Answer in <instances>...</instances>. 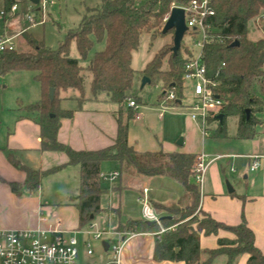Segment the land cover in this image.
<instances>
[{
	"label": "trees",
	"instance_id": "obj_1",
	"mask_svg": "<svg viewBox=\"0 0 264 264\" xmlns=\"http://www.w3.org/2000/svg\"><path fill=\"white\" fill-rule=\"evenodd\" d=\"M94 8H87L76 29L67 32L65 40L57 49L51 50L26 32L17 39L25 44L20 50L16 39L13 51L0 53V77L13 72H33L34 81L41 89L38 102L24 106L36 115L40 133V151L62 152L67 156L66 165L79 167V188L73 198L78 212V226L83 228L93 222L104 210L100 197L106 192L101 187L100 167L104 162L119 165V179L124 187L138 178L164 177L182 186L190 203L183 209L173 206H155L168 213L162 217L161 226L173 227L160 239H155L153 259L155 261L184 262V264H236L239 257L247 255L246 264H264V255L254 245V234L245 219L236 226H227L214 221L198 210L200 218L193 216L198 209L200 191L194 182L190 167L194 155L136 152L128 145V124L135 118L136 110L128 107L123 114L121 108L131 99L134 70L131 67L132 53L140 45L144 34L152 37L162 34L163 21L175 8H185L190 0H146L143 5L136 0H94ZM23 0H2L4 12ZM214 15L207 18L210 43L203 49V61L207 78L217 84L214 93L222 100L219 114L224 118L217 124L214 135L224 136L226 120L237 119V137L250 139L255 135L254 127L264 119V0H212ZM260 21L262 35L255 41L248 38V25ZM74 42L80 60H85L94 42L103 43L104 48L96 52L86 67L71 58L69 48ZM237 46H232L233 43ZM171 44L160 48L146 64L143 75L150 83L161 82L162 93L166 86L175 89L176 99L182 97L185 64L190 56L186 47H181L174 56ZM166 61L167 68L162 69ZM89 81L90 99L100 94L119 106L117 134L113 144L98 151H74L57 140L62 118H71V111L60 108L67 94L78 106L86 100L85 82ZM54 91L49 98V90ZM137 105L139 101L134 99ZM178 102V101H177ZM175 104H178V103ZM176 106V105H175ZM248 112V113H247ZM122 115L123 118H122ZM214 118H209L208 123ZM8 162L17 170L26 172L24 183L28 193L38 192L41 180L58 172L66 165L46 171L28 170L12 154ZM16 196L22 195V187L9 183ZM172 218H171V217ZM159 227H149L143 220H128L117 227L120 232L154 234ZM224 230L234 236L233 240L219 239L216 249L201 251L200 236L215 235Z\"/></svg>",
	"mask_w": 264,
	"mask_h": 264
},
{
	"label": "crops",
	"instance_id": "obj_2",
	"mask_svg": "<svg viewBox=\"0 0 264 264\" xmlns=\"http://www.w3.org/2000/svg\"><path fill=\"white\" fill-rule=\"evenodd\" d=\"M15 15H10L13 18L9 21L8 27H4L5 32L2 35L15 36L27 32V26L25 30L21 29L18 31L21 26L15 20ZM10 24L16 28L19 27L15 30V33L19 32V34H9ZM36 95L39 101L41 98L39 84ZM61 97L63 99L60 102V108L64 111H71L73 114L71 118H62L60 120V127L57 133L58 142L74 151H98L113 144L117 134L116 119L118 112L86 106V104H98L96 103L98 102L97 99H86L81 106H78V102L69 99L67 94H61ZM24 106L26 105L18 100L11 102L9 105L4 104V102L0 104V229H34L37 226L40 214L50 218L54 215L60 219L63 230L68 233H76L75 237L78 243L77 264H108L109 253L107 248L105 250L103 244L114 241L115 237L113 235H105L102 241H95L81 232L85 231L89 226L103 232H120L116 230L118 225H122L128 220H142L140 212L136 215L124 214V195L126 193H133L138 198L145 189L147 191V199L153 206L169 207L182 205V208H184L190 203L182 186L168 178H138L127 188L122 185L118 178L117 184L105 192L107 196L116 197L118 205L107 204L104 206L101 201L105 193L100 197V207L104 210L100 214L108 216L109 221L112 218H116L113 229L99 230L94 223L95 220L91 224L79 228L78 212L73 202L74 197L69 198L66 203L56 207L46 201L43 202L39 195L41 189L35 193H28L24 187L26 172L15 169L8 162L7 155L12 154L26 169L40 171H46L67 163V156L62 152L40 151V129L36 122V115H24L21 111V107ZM228 119H232L235 122L236 129L233 136L228 135L227 131L224 136L214 135L219 122L214 118L212 122L208 123V127L212 128L209 129L208 137L219 140L223 144V147L220 146L223 149L222 153H207L204 145L200 152L191 150L188 147L185 148L186 141L182 139L180 144L179 142L176 144V148L165 150L159 145L155 151H137L129 143V138L128 145L139 153H154L161 150L168 154L180 153L197 156L200 153H204L207 155V160L210 163L200 190L198 210L209 215L214 221L227 226L238 225L243 217L248 228L254 234L255 247L264 255V119L262 118L261 123L254 127L255 135L250 139L238 138L237 119ZM190 121L197 126L202 136L198 123L193 122L191 119ZM202 138L205 142L206 137L202 136ZM250 156L258 157L259 165L255 171H250L249 169L251 164ZM116 164V172H118L119 165L118 163ZM67 166L73 165H66L63 168ZM9 183L21 186L22 195L16 196L13 194L8 185ZM170 184H177L181 188V192L175 198H171L163 192L165 186ZM156 210L155 212L160 216V219L168 217L166 211ZM120 233L127 234L131 232ZM134 234L135 236L129 239L124 246L120 264H184V262L155 261L153 259V249L156 238L153 234ZM104 238H107V240L105 241ZM219 239L233 240L234 236L224 230H219L215 235H201L199 240L200 250L216 249ZM95 242L100 243L99 252L94 249L93 243ZM87 243L91 245V255H87ZM247 258V255L240 256L236 264H246ZM215 264H219V262Z\"/></svg>",
	"mask_w": 264,
	"mask_h": 264
},
{
	"label": "rangeland",
	"instance_id": "obj_3",
	"mask_svg": "<svg viewBox=\"0 0 264 264\" xmlns=\"http://www.w3.org/2000/svg\"><path fill=\"white\" fill-rule=\"evenodd\" d=\"M146 0H136V4L143 5ZM94 0H56L55 5L48 7L46 10L45 23L40 26L26 29L25 16L31 14V10L35 7L29 3L28 0H23V3L17 5V13L15 20H17L21 26V29H26V33L31 35L35 40L42 42L45 47L55 50L59 44L65 40L66 34L70 30L77 28L81 17L83 16L85 9L96 7ZM5 11L3 9L2 0H0V12ZM13 17L7 12L6 16L0 15V35L5 32V26L9 24V21ZM165 23V22H164ZM163 23V25H164ZM8 27V26H7ZM19 27L9 26V34L15 33V30ZM262 35L261 29L256 27L254 23L248 25V38L251 41H255ZM173 32L171 31L166 36L157 35L152 37L150 34L142 35L140 39L139 48L132 53L131 67L134 70V77L131 89L132 101L139 103L136 105L135 118L128 124V138L129 143L135 147L137 151H155L158 146L162 148L172 149L176 148V144L182 139L186 141L185 148L200 152L204 145L205 152H223L220 148L223 144L219 140L206 137L205 142L199 133V130L195 124H193L189 116L193 113L190 106L193 104V97L191 90L183 82L182 97L176 99L175 102H169L166 100L169 91L176 92L175 89H171L166 86V94L164 97H160L162 93V83L153 82L145 84L143 87L142 80L144 78L143 70L146 64L152 59L154 54L166 44L172 43ZM18 47L20 50H24L25 44L21 39H17ZM187 39L184 38L181 47L187 48ZM104 48L103 43L94 42L91 51L88 53L85 60H80L79 54L76 50L74 42L71 43L69 48V55L71 58H75L79 61L80 66L86 67L90 60L93 58L96 52L101 51ZM167 68V63L164 61L162 69ZM33 72L20 71L13 72L3 77H0V104L4 102L7 105L11 104L15 100L22 101L24 105L34 104L37 99L38 84L33 80ZM85 97L90 98L89 81L85 82ZM98 104H86L87 107L103 109L105 111L118 112L119 106L112 103L106 94H100L97 98ZM179 104H175L176 102ZM176 105V106H175ZM165 106V107H164ZM123 114L128 110V103H125L121 108ZM21 111L24 115H30L29 110L21 107ZM124 115H122L123 118ZM196 126V127H195ZM208 127V132H209ZM235 122L232 119H227L226 131L228 135L233 136L235 134ZM204 142V143H203ZM223 147V146H222ZM184 148V147H183ZM101 174L109 176L116 172L117 164L115 162H104L100 167ZM78 167L67 166L62 168L58 172L48 175L41 180L40 196L43 202H47L52 206H60L67 202L71 197L77 195L78 190ZM117 184V180L108 181L101 180V187L103 189H110ZM164 193L171 198H175L180 192L181 188L177 184H170L165 186ZM101 204L106 206L118 205L116 197L107 196L105 193L102 196ZM124 214L130 213L133 215H141V206L137 202V198L133 193H126L124 195ZM152 208L154 206L151 204ZM174 209H183L182 205L173 206ZM155 209V208H154ZM156 210V209H155ZM158 212V210H156ZM193 216L200 218L198 209L194 212ZM97 229H113L116 218H112L109 221L108 216L100 214L94 219ZM117 229V228H116ZM106 241L107 238H104ZM94 249L100 251V243H93Z\"/></svg>",
	"mask_w": 264,
	"mask_h": 264
},
{
	"label": "built area",
	"instance_id": "obj_4",
	"mask_svg": "<svg viewBox=\"0 0 264 264\" xmlns=\"http://www.w3.org/2000/svg\"><path fill=\"white\" fill-rule=\"evenodd\" d=\"M212 0H190L184 10V20L187 31L183 37L187 39V50L190 56L185 64L183 82L192 91L193 104L190 106L192 114L189 116L193 122L198 123L203 137H208V119L215 118L222 108V100L214 93L213 89L217 84L207 78V70L203 61V49L210 43L208 29L205 25L207 18L214 15L211 7ZM56 0H38L37 4H32L35 9L31 14L25 16L27 29L43 25L46 19V10L55 5ZM11 16L17 13V5H13L9 12ZM4 11L0 12L2 17L6 16ZM169 16V15H168ZM168 16L163 22H166ZM264 18V17H263ZM254 25L260 28V21ZM19 35H0V53L10 52L16 48V38ZM169 102H175L176 95L169 91L166 97ZM128 107L136 108L134 101L128 102ZM165 107V106H164ZM208 156L200 153L195 156L190 167L195 184L199 191L202 189L204 176L210 161ZM250 171L258 168V157L250 156ZM119 172H114L109 176L100 174L101 180L114 181L119 178ZM144 189L137 198L141 206V218L145 222L154 223L159 227L153 234L156 239L171 230L173 227L164 228L161 226L160 216L155 212L149 203ZM90 236L95 241H102L103 236L113 235L114 241L108 242L107 252L109 253L108 264H120L122 252L126 242L135 236L134 233L123 234L112 231H98L89 226L81 232ZM76 233H68L62 228L59 218H51L40 214L37 226L34 229L26 230H5L0 229V264H77L78 243ZM87 255H91V245L86 244Z\"/></svg>",
	"mask_w": 264,
	"mask_h": 264
},
{
	"label": "water",
	"instance_id": "obj_5",
	"mask_svg": "<svg viewBox=\"0 0 264 264\" xmlns=\"http://www.w3.org/2000/svg\"><path fill=\"white\" fill-rule=\"evenodd\" d=\"M30 3L36 5L38 0H29ZM173 32V37H172V47H171V52L175 56L177 52L180 50L181 43L183 41V37L187 31V28L185 26V20H184V10L182 8L175 7L170 11V14L164 23V26L162 28V34H166L167 32ZM238 43H233L232 46H237ZM150 80L146 77L143 78L142 80V87L145 84H149ZM54 95V91L51 89L49 90V98L52 99ZM178 103V102H177ZM248 113V112H247ZM224 118L223 114H218L215 119L221 123ZM181 142L179 141V144ZM162 219V218H161ZM160 219V221H161ZM147 225L149 227L154 226V223L147 222ZM106 248H108V244L104 243L103 244Z\"/></svg>",
	"mask_w": 264,
	"mask_h": 264
}]
</instances>
